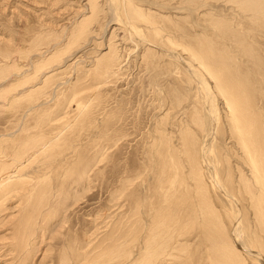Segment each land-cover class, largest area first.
<instances>
[{"label": "rangeland", "instance_id": "1", "mask_svg": "<svg viewBox=\"0 0 264 264\" xmlns=\"http://www.w3.org/2000/svg\"><path fill=\"white\" fill-rule=\"evenodd\" d=\"M243 1L0 0V264H216L202 220L189 214L179 216L180 236L167 232L175 247L159 263H147L143 251L156 220L196 196L186 143L196 140L192 156L200 161L208 125L215 146L206 158L219 184L200 170L221 224L215 229L209 222L212 241L221 233L231 245L228 264L237 255L239 264H262L252 210L237 194L239 148L229 122L236 101L212 58L226 54L220 59L231 60L236 83H257L255 70L264 71V21ZM189 42L210 54L203 60L196 47L190 54ZM242 242L240 250L235 245Z\"/></svg>", "mask_w": 264, "mask_h": 264}, {"label": "bare ground", "instance_id": "2", "mask_svg": "<svg viewBox=\"0 0 264 264\" xmlns=\"http://www.w3.org/2000/svg\"><path fill=\"white\" fill-rule=\"evenodd\" d=\"M139 1V0H138ZM171 1V0H170ZM236 1H239V2H242V0H236ZM89 3V2H88ZM109 4V3H108ZM111 4V3H110ZM89 5V4H88ZM97 5V4H96ZM112 5V4H111ZM243 5L246 7V8H249V11H247V12H250V13H256L255 15H257L258 16V18H257V21L259 22V20L260 21H264V0H246V2L245 1H243ZM114 6V5H113ZM131 6V5H130ZM129 6V7H130ZM88 8V7H87ZM132 8V7H131ZM246 8H245V10H246ZM90 9H91V12L93 13L95 10H96V7H94V5H93V3L91 4L90 3ZM119 9V8H118ZM137 9V8H136ZM252 9V11H254V12H252V11H250ZM130 10H132V9H130ZM175 10H177V9H175ZM244 10V9H243ZM244 10V11H245ZM120 11V10H119ZM136 11V10H135ZM243 11V12H244ZM118 13V12H117ZM135 13V12H134ZM244 13H246V12H244ZM142 14V13H141ZM131 15H132V13H131ZM130 15V16H131ZM92 16V15H91ZM141 16V15H140ZM142 16H143V14H142ZM253 16H254V14H253ZM153 17V16H152ZM180 17V16H179ZM256 17V16H255ZM93 18V17H92ZM251 18H253L252 16H251ZM134 20L136 19V18H133ZM132 19V20H133ZM178 19H180V18H178ZM178 19H176V20H178ZM183 19V18H182ZM137 20H139L138 18H137ZM169 20V19H168ZM175 20V21H176ZM185 20V19H184ZM170 21V20H169ZM83 22V21H82ZM81 22V23H82ZM85 22V21H84ZM135 22V21H134ZM172 22V21H171ZM174 22V21H173ZM177 22H180V20L179 21H176V23ZM183 22V21H182ZM187 21H185V23H186ZM148 23H150V22H148ZM162 23V22H161ZM181 23V22H180ZM180 23H177V25L178 24H180ZM188 23V22H187ZM260 23V22H259ZM261 23H263V22H261ZM181 24H183V23H181ZM209 24V23H208ZM80 25V24H79ZM171 25V24H170ZM175 25V24H174ZM220 25H221V23H220ZM172 26H173V24H172ZM217 26V25H216ZM228 26V25H227ZM131 27V26H130ZM174 27V26H173ZM173 27H171V28H173ZM214 27V26H213ZM219 27V26H218ZM221 27V26H220ZM155 28H157L156 26H155ZM155 28H153V32H154V30L157 32L158 30H156ZM226 28V27H225ZM225 28H223V29H225ZM174 29V28H173ZM217 29V28H216ZM150 30H151V28H150ZM149 29H148V31H150ZM167 30V29H166ZM170 30V29H169ZM176 30V29H175ZM227 30V29H226ZM162 31V30H161ZM179 31H181V30H179ZM188 31V30H187ZM220 32H221V28H220V30H219ZM229 31V30H228ZM227 31V32H228ZM150 32H152V31H150ZM160 32V31H159ZM158 32V33H159ZM227 32L226 33H224L223 32V35H227ZM174 33H178V32H174ZM187 33V32H186ZM183 34H185V32L183 33ZM229 34H231V33H229ZM232 34H234L233 32H232ZM152 35V34H151ZM160 35H162V34H160ZM181 34H179V36H180ZM186 36H183V37H185V39L186 38H188L190 41H193V39L191 40L190 38H191V36L189 37V36H187V34H185ZM222 35V34H221ZM155 36V35H154ZM153 36V37H154ZM158 36V35H157ZM230 36V35H229ZM229 36H228V38H229ZM234 36H236V34H234ZM245 36V35H244ZM141 37V36H140ZM181 37V36H180ZM179 37V38H180ZM182 37V38H183ZM201 37V36H200ZM166 38V37H165ZM181 38V39H182ZM228 38H227V40H228ZM231 38V37H230ZM233 38V37H232ZM159 39V38H158ZM184 38H183V40H185ZM187 39V40H188ZM199 39V38H198ZM201 39V38H200ZM199 39V40H200ZM235 39V37L233 38V40ZM237 39V38H236ZM236 39H235V42H236ZM165 40V39H164ZM168 40V37H167V39L165 40V42ZM183 40H181V41H183ZM199 40H198V42H199ZM205 44H207L206 43V41H208V39L206 40V39H203V37H202V39H201ZM230 40V39H229ZM233 40H230V42L231 41H233ZM170 41V40H169ZM195 41H197L196 39H195ZM111 42V41H110ZM185 42H186V40H185ZM188 42V41H187ZM210 42V41H209ZM208 42V44H207V46H206V48L210 45V43ZM234 42V41H233ZM247 42V41H246ZM162 43V42H161ZM167 43V42H166ZM169 43H172L171 41L170 42H168L167 44H169ZM225 43V42H224ZM186 44V45H185ZM184 44V46H186V48H187V46L190 44V42L188 43V45H187V43H185ZM194 44V43H193ZM198 44V43H197ZM196 44V46H194V45H189L188 47H189V49H191L192 47L194 48V50H195V47L197 48V50L196 51H198L196 54L199 56V58H201V59H205V55H206V53H208L209 51H207L208 49H209V47H208V49H206L205 47H203L202 48V46L201 45H197ZM200 44H201V42H200ZM217 44V43H216ZM244 44V43H243ZM50 45V44H49ZM172 45L174 46L175 44H173L172 43ZM171 45V46H172ZM177 45V44H176ZM203 45V44H202ZM212 45V44H211ZM214 46H212V48L211 49H214L213 48ZM243 47V46H242ZM134 48V47H133ZM173 48V47H172ZM175 48V47H174ZM174 48H173V50H174ZM182 48V47H181ZM180 48V49H181ZM199 48V49H198ZM206 50H205V49ZM220 48V47H219ZM176 49H177V47H176ZM183 49V48H182ZM217 49V48H216ZM223 49V48H222ZM244 49H245V47H244ZM113 50V49H112ZM171 50V49H170ZM185 50V49H184ZM183 50V52H185V51H188V48H187V50H185L184 51ZM218 50V49H217ZM221 50V49H220ZM225 50V49H224ZM224 50H221V51H223L224 52ZM237 50V49H236ZM172 51V50H171ZM192 51V52H191ZM191 53L190 54H192L193 53V49H191ZM214 51H216V50H213L212 52H214ZM169 52V51H168ZM173 52V51H172ZM189 52V51H188ZM188 52H186V53H188ZM210 52H211V50H210ZM210 52H209V54H210ZM222 52V53H223ZM111 53V52H110ZM175 53V52H174ZM173 53V54H174ZM181 53V52H180ZM185 53V54H186ZM216 53H218V52H216ZM222 53H220V51H219V53L218 54H222ZM224 53H226V52H224ZM250 53V52H249ZM195 54V55H196ZM213 54V53H212ZM251 54V53H250ZM170 55V54H169ZM176 55H177V53H176ZM179 55V54H178ZM182 55V54H181ZM188 55H189V53H188ZM223 55H226V54H223ZM223 55L221 56H219V55H216V56H219V58L218 57H214V55H213V57L212 58H214V64H216V66L218 67V68H221L220 70H222L223 71V73L221 74H219L220 76V78H219V81H222V83L224 84V89H225V91L227 92V95L229 96V98L233 101L232 103H234V99H235V101H236V103H234V106H235V113L233 114V112L232 111H230L229 109H227L228 111H225V113L226 112H229L231 115V117H229L228 119H229V122H231V128H233L234 126H236V130H237V133H235L234 131H233V129H231L233 132L232 133H230L231 134V139H236L235 141L237 142V149L239 148V153L238 154H236V166H237V170L238 171H236L237 172V174H239L240 175V177L238 178L239 179V181H238V184H239V190H238V193H237V191H236V193L237 194H240L241 195V198H242V201L246 204V208H247V202H249L248 203V208L250 207L251 208V210H252V218L254 219V229H255V231H256V233H257V235L259 236V238H260V240H261V242L264 244V116L263 115H260V112L259 111H257L256 109H255V107H257V106H255L254 105V102H256V100L254 101V97H255V95H258L259 96V101H260V103L264 106V71L263 70H258V69H256L255 70V72H256V75H254V76H257V83H251V81L250 80H244V78H243V82H238L237 81V83H236V80L234 79V73H232V71L233 70H235V68H233V65H232V63H231V65H228L227 64V61H225V60H222V59H220V57H222L223 58ZM242 55V54H241ZM105 56V55H104ZM183 56V55H182ZM191 56V55H190ZM212 56V55H211ZM210 56V57H211ZM228 56V55H227ZM247 56H248V54H247ZM253 56V55H252ZM226 57V56H225ZM225 57H224V59H225ZM94 58V57H93ZM187 57H185V59H186ZM191 58H192V56H191ZM215 58H218L217 59V61L219 60V62L218 63H221L220 65L217 63V61H216V59ZM228 58H230V57H227V59ZM251 58V57H250ZM46 59V58H45ZM95 59V58H94ZM171 59V58H170ZM192 59H194V56H193V58ZM233 59H234V57H233ZM182 60H184V58L182 59ZM187 60V59H186ZM195 60H197V57H196V59ZM195 60H193V61H195ZM199 60V59H198ZM197 60V63L199 62ZM220 60H222V62H220ZM236 60H237V58H236ZM252 60V59H251ZM257 60V59H256ZM99 61V60H98ZM97 61V62H98ZM191 61V60H190ZM229 61H231V60H229ZM228 61V62H229ZM238 61V60H237ZM59 62V61H58ZM101 62V61H100ZM99 62V63H100ZM108 62V61H107ZM106 62V63H107ZM189 62V61H188ZM187 62V63H188ZM203 62V61H202ZM232 62H233V60H232ZM102 63V62H101ZM191 63V62H190ZM201 63V62H200ZM200 63H198V64H200ZM206 63V62H205ZM255 63H259L260 64V62L257 60V61H255ZM255 63H254V65H255ZM96 64V63H95ZM98 64V63H97ZM109 64V63H108ZM113 64V63H112ZM202 65H203V63H201ZM207 66H208V69H212L213 67H212V63H210V62H208L207 61ZM234 64V63H233ZM250 64V63H249ZM186 65V64H185ZM187 66V65H186ZM190 66H192V65H190ZM190 66H188V68H190V70H191V67ZM215 66V67H216ZM244 66V65H243ZM258 66V65H257ZM235 67V66H234ZM237 67H238V64H237ZM101 68L102 69H104V67H103V64H102V66H101ZM100 68V69H101ZM193 69H194V67H193ZM247 69V68H246ZM203 70H205V71H207L206 70V67H205V69H203ZM103 72H105V70L103 71ZM234 72V71H233ZM207 73V72H206ZM208 73H209V71H208ZM207 73V74H208ZM214 73V72H213ZM195 74V73H194ZM211 74V73H210ZM216 74V73H215ZM239 74V73H238ZM240 75V74H239ZM245 75V74H244ZM211 77H212V75H210ZM214 76V75H213ZM241 76V75H240ZM192 77V76H191ZM238 77V76H237ZM243 77V76H242ZM245 77H248V76H245ZM194 78V77H193ZM217 78V77H216ZM215 78V79H216ZM253 78V77H252ZM237 79V78H236ZM242 79V78H241ZM248 79V78H247ZM250 79V78H249ZM237 80H239V78L237 79ZM254 80H255V78H254ZM234 81H235V83H234ZM32 83V82H31ZM202 83V82H201ZM212 83H213V81H212ZM254 84H255V87L254 88H252V86H254ZM204 85V84H203ZM214 85H215V83H214ZM213 85V86H214ZM212 86V87H213ZM215 86H217V85H215ZM206 88H207V86H206ZM214 88V87H213ZM252 88V89H251ZM212 90V89H211ZM212 92H214L213 90H212ZM217 92V91H216ZM220 92H222L221 90H220ZM215 94V93H214ZM26 95V94H25ZM218 95V94H217ZM217 95H215V96H217ZM222 95V94H221ZM223 97L222 98H224V95H222ZM232 96H234V98L232 97ZM213 97V96H212ZM30 98V97H29ZM206 99V98H205ZM214 99V98H213ZM256 99H257V97H256ZM210 100V99H209ZM212 100V99H211ZM211 100L209 101V102H211ZM224 100H226L225 98H224ZM204 101V100H203ZM205 101H207V100H205ZM213 101V100H212ZM230 101V100H229ZM205 103V102H204ZM208 103V102H207ZM258 103V102H257ZM206 104V103H205ZM207 105V104H206ZM205 105V106H206ZM209 105V104H208ZM214 106V105H213ZM212 106V107H213ZM255 106V107H254ZM207 107V106H206ZM211 107V106H210ZM215 107V106H214ZM226 107H228V104H226ZM259 107V106H258ZM257 107V108H258ZM208 108V107H207ZM229 108V107H228ZM262 108V107H261ZM212 108H210V110H211ZM214 110V109H213ZM205 111V110H204ZM198 112V111H197ZM213 112H216V111H213ZM212 112V113H213ZM223 112V111H222ZM261 112H263L262 110H261ZM201 113V112H200ZM209 113L210 112H208V113H206L205 112V114H207L208 116H209ZM212 113H210V115L212 114ZM218 113V112H217ZM216 113V114H217ZM228 113V114H229ZM214 114V113H213ZM207 115H206V117H207ZM194 117H195V115H193ZM204 116V115H203ZM212 116V115H211ZM210 116V117H211ZM214 116H215V114H214ZM226 116V115H225ZM224 116V117H225ZM193 117V118H194ZM218 117V116H217ZM209 118V117H208ZM208 118H206V119H208ZM215 118V117H214ZM199 119V118H198ZM197 119V120H198ZM202 119V118H201ZM204 119H205V117H204ZM205 119V120H206ZM210 120V119H209ZM214 120V119H213ZM212 120V121H213ZM217 120L218 119H216L215 120V123L217 122ZM227 120V119H226ZM194 121V120H193ZM196 121V120H195ZM200 121V120H199ZM199 121H197L198 123H199ZM208 121V120H207ZM206 121V122H207ZM211 121V120H210ZM196 122V123H197ZM203 122V121H202ZM206 122H204L205 124H206ZM209 122V121H208ZM219 122V121H218ZM198 123H197V125H198ZM203 123V125H205ZM194 124V123H193ZM210 124H212V123H210ZM201 125L202 124H200V127H201ZM207 125H208V123H207ZM206 125V126H207ZM213 125V124H212ZM216 125V124H215ZM230 125V124H229ZM191 127V126H190ZM208 127H209V129L210 128H213V126L212 127H210V125H208ZM208 127H206L207 129H206V131L208 130ZM227 127V126H226ZM228 127H230V126H228ZM203 127H201L200 129H202ZM197 129H199V128H197ZM184 130V129H183ZM203 130V129H202ZM212 130L213 129H210V131L212 132ZM200 131V130H199ZM205 131V134H204V139H203V142H201V144H200V155H201V162L199 161V159L197 160L196 159V156L194 155V156H192V150H193V147H194V144L193 143H195L196 142V140H194L195 142H193L191 139L188 141V143H186V144H188V146H187V149H186V153H188L189 155V164L188 165H190V167H191V170H190V174H191V177H189V178H192L193 180L195 179V188H196V190H197V192H196V196L195 197H191L190 196V200H189V203L187 204L186 202H187V200H188V198L187 199H183L182 198V200H179V203L181 204H178V205H180V206H178L177 208H176V210H175V212H174V214L173 215H169L170 217L169 218H167L168 217V215L165 217V218H160L159 217V219L158 220H156V222L154 223V225H153V230H152V233H153V235H151L152 236V238H151V243L149 244L148 243V240H147V243L144 245V252H145V254H144V256L145 255H147V263L148 262H151V263H155V262H158L159 263V261H160V259H161V255L163 254V251L164 252H167V251H169L170 249H172V248H174L173 247V245L174 244H172V243H170L169 241H168V239L167 238H169V235L167 234V232L169 231V233H170V231L171 232H174V233H178L179 232V229H180V217H181V215H185V214H189V215H192L193 216V218H192V220L194 221H196V222H199L200 220H202V222H201V224L199 225L200 227L199 228H201L202 229V232H204V234H205V236H206V241H208V243L209 244H211L210 246H211V249H208V250H210V252H209V254H208V258L209 259H211V260H215V263L216 264H228V263H231L232 261H231V257L229 256V253H232L231 252V250L232 249H230V247H231V245L229 246V244L227 245V243H226V241H225V239L223 238V236L221 235V233L218 235V237H217V239H214V240H216L215 242H217V244H219L218 246H215L214 245V243L215 242H213L212 241V239L214 238V237H212V229L210 230V228H209V222H211V220H214L215 222L213 223V227L216 229V228H221V224H220V221L218 220V215H217V213L215 212V211H217V210H213L212 208L213 207H211V204H210V201L208 200V198H207V187L205 186V184H203L202 182V173H201V170L200 169H205L206 171H209V176L212 178V183H214V184H219V183H217L218 181H217V179H216V177H215V174L213 173V171L211 170V166H210V164H209V162L207 161V158H209V157H207L206 158V154H208L207 152L209 151V148H213L215 145H214V143L212 144V145H214L213 147H210L211 145V143L213 142L212 140H211V134H213V133H207ZM229 131V130H228ZM203 132V131H202ZM208 132H209V130H208ZM231 132V131H230ZM214 135H215V133H214ZM228 135H229V133H228ZM185 137V136H184ZM214 137V136H213ZM213 137H212V139H213ZM27 140V139H26ZM32 140V139H31ZM30 140V141H31ZM182 140V139H181ZM212 142H211V141ZM213 140H215V139H213ZM184 142V141H183ZM186 142V141H185ZM229 143V142H228ZM22 144V143H21ZM30 144H32V143H30ZM185 144V143H184ZM196 144H197V142H196ZM27 145V144H26ZM223 145V144H222ZM23 147V146H22ZM30 147V146H29ZM47 147V146H46ZM217 147V146H216ZM220 147V146H219ZM224 147V146H223ZM231 147V146H230ZM25 148V147H24ZM195 148V147H194ZM27 149V148H26ZM177 149V148H176ZM214 149V148H213ZM218 149V148H217ZM231 149V148H230ZM229 149V150H230ZM36 150V149H35ZM179 150V149H178ZM208 150V151H207ZM172 151V150H171ZM194 151H195V149H194ZM22 152V151H21ZM10 153V152H9ZM227 153V152H226ZM194 154V153H193ZM165 155V154H164ZM216 155V154H215ZM21 156V155H20ZM177 156V155H176ZM183 156V155H182ZM197 156H198V152H197ZM185 157V156H184ZM2 158V157H1ZM183 158V157H182ZM187 158V157H186ZM13 159V158H12ZM188 159V158H187ZM14 160V159H13ZM167 160V159H166ZM210 160V159H209ZM170 161V160H169ZM28 162V161H27ZM225 162V161H224ZM227 162V161H226ZM11 164V163H10ZM179 165V164H178ZM21 166V165H20ZM23 166V165H22ZM183 169V168H182ZM235 169V168H234ZM7 170V169H6ZM231 171L233 170L232 168L230 169ZM181 172V171H180ZM177 174V173H176ZM183 174V173H182ZM202 174V175H201ZM213 174H214V176H213ZM180 176V175H179ZM175 179V178H174ZM220 180V179H219ZM221 181V180H220ZM8 183V182H7ZM10 183V182H9ZM182 183V182H181ZM181 183L179 184V185H181ZM2 184H3V186H4V182H2ZM21 185V184H20ZM13 185L11 184V187H12ZM222 186V185H221ZM1 187V186H0ZM2 188V187H1ZM15 188V187H14ZM13 188V189H14ZM19 188V187H18ZM41 188V187H40ZM222 188V187H221ZM222 189H224L225 190V187H223ZM6 190V189H5ZM187 190V189H186ZM191 190V189H190ZM192 190H194V189H192ZM188 191V190H187ZM190 192V191H189ZM228 192V191H227ZM1 193V192H0ZM4 193V192H3ZM6 193V192H5ZM182 193V192H181ZM185 193H187V192H185ZM192 193V192H191ZM209 193V192H208ZM222 193H224L223 191H222ZM183 195H184V193H182ZM188 194H190V193H188ZM194 194V193H193ZM228 194H229V196H230V198H234L233 196V193H230V192H228ZM191 195V194H190ZM194 196V195H193ZM228 196V195H227ZM243 196H246V199H244V197ZM177 199V198H176ZM210 200H212V199H210ZM239 201H240V199H239ZM247 201V202H246ZM159 202V201H158ZM229 202V201H228ZM173 204V203H172ZM230 204V203H229ZM175 205V204H174ZM251 205V206H250ZM177 206V205H176ZM172 207V206H171ZM169 208V207H168ZM246 208H244L245 209V212H246ZM239 209V208H238ZM158 210H159V208H158ZM165 210H166V208H165ZM164 211V210H163ZM241 211V210H240ZM160 212V211H159ZM180 212H182V214H179ZM206 212H208V213H210L208 216L209 217H207L206 216V218H208L207 220L206 219H204V216L203 217H201V216H199V215H197L196 213H199L200 215L201 214H204V213H206ZM220 212V211H219ZM243 212V211H242ZM158 213V212H157ZM162 213V212H161ZM251 213V212H250ZM22 214V213H21ZM163 214H165V213H163ZM168 214V213H167ZM170 214H171V212H170ZM206 215V214H205ZM29 216V215H28ZM164 216V215H163ZM180 216V217H179ZM186 216V215H185ZM16 217V216H15ZM154 217H156V216H154ZM12 218V217H11ZM221 218V217H220ZM251 217H250V219H252ZM156 219V218H155ZM19 220V219H18ZM182 220V219H181ZM230 221V220H229ZM239 221V220H238ZM236 222V221H235ZM234 222V223H235ZM223 223V222H222ZM232 223V222H231ZM138 224V223H137ZM182 224V223H181ZM238 224H239V222H238ZM18 225V224H17ZM236 225V224H235ZM198 227V226H197ZM235 227V226H234ZM238 227H239V225H238ZM236 228H237V225H236ZM234 229V228H233ZM239 229H241V228H239ZM239 229H237V232L234 234L236 237V239H237V235H238V232H239ZM225 230V229H224ZM20 232V231H19ZM240 232H241V230H240ZM239 232V233H240ZM150 233V232H149ZM225 233V232H224ZM234 233V232H233ZM179 234V233H178ZM207 234H208V237H207ZM226 234V233H225ZM228 235V234H227ZM178 235H175V237L174 238H176ZM179 236H180V234H179ZM178 236V237H179ZM201 236H203V235H201ZM214 236V235H213ZM225 236V235H224ZM173 237V236H172ZM174 238H173V240H174ZM239 238V237H238ZM18 239V238H17ZM140 239V238H139ZM169 239H171L172 240V238H169ZM208 239V240H207ZM178 240V239H177ZM240 242H241V239L239 240ZM146 242V241H145ZM150 242V241H149ZM172 242V241H171ZM175 243H177V242H175ZM231 243V242H230ZM259 243V242H258ZM181 244V243H180ZM243 242L242 243H239V245L236 243V245L235 246H238V248L241 250L242 249V247H240V246H243ZM263 247V246H262ZM181 248V247H180ZM244 248V247H243ZM172 250H174V249H172ZM243 250H246L247 251V249H243ZM169 252H171V251H169ZM168 252V253H169ZM173 252V251H172ZM236 252V251H235ZM251 253L252 251L250 250V251H248L247 253ZM234 253V252H233ZM249 253V254H250ZM239 254V253H238ZM253 254H255L254 252H252V255ZM165 255H166V253H165ZM234 254H232V256H233ZM168 256H169V254H168ZM239 255H237L236 257H237V259L236 258H234V259H236V261L234 262L235 264H239V262L240 263H242L241 261H240V259H239V257H238ZM141 257V256H140ZM162 257H164V256H162ZM256 257L258 258V260L263 264L264 263V256H261V255H256ZM167 258H169V257H167ZM164 259V258H163ZM163 259H162V261H163ZM156 260H158V261H156ZM167 260V259H166ZM141 261V260H140Z\"/></svg>", "mask_w": 264, "mask_h": 264}]
</instances>
